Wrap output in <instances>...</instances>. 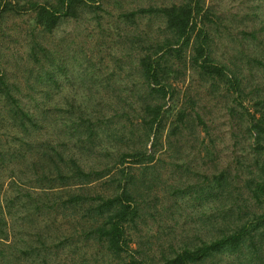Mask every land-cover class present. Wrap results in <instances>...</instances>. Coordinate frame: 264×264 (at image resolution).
Instances as JSON below:
<instances>
[{
    "label": "trees",
    "instance_id": "16d2710c",
    "mask_svg": "<svg viewBox=\"0 0 264 264\" xmlns=\"http://www.w3.org/2000/svg\"><path fill=\"white\" fill-rule=\"evenodd\" d=\"M101 4L0 0V20L27 13L32 28L27 89L8 80L0 68V130L17 133L5 151L0 149V169L4 164L9 178L0 192V264H57L61 256L90 264L88 252L119 258L130 250L135 230L165 215L173 224L180 225L178 217H189L201 226L205 220L206 226L191 240L161 251L159 264H264V84L255 79V71L264 74V44L253 47L257 35L243 32L244 42L229 67L213 57V13L203 0L123 12L118 20L127 30L116 28L112 44L118 48L119 42L125 53L114 61L117 68L136 70L141 89L136 90V81L131 90L119 87L115 71L88 86L90 59H77L69 44L53 54L42 36L84 15L96 18L99 26ZM144 16L161 22L162 37L133 30L137 17ZM187 49L188 63L183 55ZM187 64L214 90L229 95L225 106L237 137L235 171H246L240 187L232 180L240 179L237 172L231 177L225 170L204 175V182L174 187L164 182L159 187L158 153L163 150L174 161L184 158L194 121L208 133L199 115L177 108L170 79ZM99 87L111 89L110 95L100 97ZM186 97L192 106L194 101ZM171 118L163 146L162 132ZM114 121L119 127L111 126ZM124 129L129 139L125 151L119 146ZM201 146L202 151L208 148ZM205 152L211 159L212 153ZM135 251L137 257L128 264H155L149 253Z\"/></svg>",
    "mask_w": 264,
    "mask_h": 264
},
{
    "label": "rangeland",
    "instance_id": "374dc122",
    "mask_svg": "<svg viewBox=\"0 0 264 264\" xmlns=\"http://www.w3.org/2000/svg\"><path fill=\"white\" fill-rule=\"evenodd\" d=\"M25 1V0H21ZM42 2L43 0H36ZM182 0H102L101 10L96 12L99 18V26L96 25V18L84 15L76 22H64L61 27L53 35L42 36V41L48 46L50 50L64 49L66 44H69L72 49H75L77 59L89 58L91 63L88 66V74L85 79L88 86H96L92 82L96 79L108 75L109 72L115 71L117 73L116 80L119 79V87L127 86L131 90V81L137 84V89H141L139 83V75L136 70L126 67L116 66L118 57L125 53L120 51L119 42L116 44L118 48L112 44L113 40H117L116 28L127 30L126 23H120L118 15L123 12H130L138 9H147L149 7H167L172 4H179ZM206 9L211 10L213 13V26L211 27V34L214 38V53L213 57L216 61L231 66L230 63L233 58H237V51L240 45L244 42L243 32H254L258 40L251 42L253 47H258L259 42L264 44V0H203ZM32 15V14H31ZM92 15V14H91ZM30 14L22 13L20 16L5 15L0 20V68L5 72L8 80L20 85L23 89H27L25 84V77L28 68H26L27 52L29 48L30 31L32 28L28 24ZM146 16L137 17V28L133 30L138 33H147L149 35L160 36L162 32L161 22L158 19H149ZM38 33V30H34ZM120 31H118L120 33ZM87 32L93 34L92 38L85 37ZM130 31L129 33H131ZM128 33V34H129ZM249 39L248 42H250ZM4 42V43H3ZM250 45V43H249ZM248 45V46H249ZM264 46V45H263ZM122 52V53H121ZM190 52L187 49L184 52L186 63H188V56ZM57 55V54H56ZM123 58V57H122ZM128 60V58H124ZM84 65V64H83ZM82 65V66H83ZM188 64L179 66L181 70L180 75H173L170 79L172 87L176 90L178 99L177 108H186L192 115L195 113L199 115L203 123L207 126L208 133L204 131L202 125L196 124L192 137H188V151L185 153L184 158L174 161L169 158V153L163 150L158 153L156 157L157 173L162 179L159 187H162L164 182L170 187L181 186L186 183L193 184L195 182H204L203 176L209 174L219 173L220 171H227L229 175L234 176L235 172L240 176V179L232 178L238 187L242 186V180L246 178V171L240 169L235 171V152L238 151L234 144L237 137L232 132H236L232 127L231 120L229 119L226 110L227 102L229 101L227 93L223 92L221 88L217 90L211 87L209 81L200 77L194 71L190 70ZM75 67V64H74ZM76 69V67H75ZM83 70V68H81ZM257 70H259L257 68ZM255 79H258L264 84V74L255 71ZM63 88L67 83L60 82ZM87 84H85L87 86ZM82 89V87H80ZM111 89L100 88V97L110 95ZM135 90V91H136ZM134 91V92H135ZM186 95L189 96L194 104L188 106L185 103ZM250 113H252L251 103L245 101L243 103ZM1 107V104H0ZM195 114L193 116H195ZM171 118L162 132V144L166 141V134L168 132L169 123ZM116 121V120H115ZM111 125L112 127H119V125ZM118 122V121H117ZM109 125V126H110ZM128 128L130 124L127 122ZM123 135L125 129L122 131ZM17 133H13L5 127L0 130V149L5 151L7 142L12 143L11 138H15ZM124 141L119 143L122 150H126L128 136L124 135ZM212 139V142H209ZM126 141V142H125ZM207 144L208 148L205 151L212 153L211 159L206 156V152L202 151L201 144ZM166 153V154H165ZM92 158V157H91ZM159 160V161H158ZM6 165V164H5ZM3 167L0 169V192L7 188L9 178H6L8 168ZM7 166V165H6ZM185 169V171H184ZM238 178V177H237ZM161 188L159 189L160 192ZM162 195H168L163 193ZM168 197V196H167ZM166 197V198H167ZM160 197L156 200H162ZM169 202V201H168ZM159 203V202H158ZM160 207V206H159ZM189 216V215H187ZM179 224H173L167 215L158 222L153 223L150 221L148 224L140 226L141 228L132 233V243L130 250L121 255L119 258L102 259L99 254L96 257H91L92 252L86 254L90 264H128L131 258L137 257L135 250H143L149 255H152L155 264H159V255L161 251H167L171 243L183 242L191 240L200 228L201 222L197 219H190L189 217H178ZM197 227L199 229H197ZM184 231V233H182ZM187 232V235L185 233ZM183 234V235H182ZM197 242V241H196ZM95 254V253H94ZM103 260V261H102ZM57 264H82L79 257L72 256L65 259L63 256L57 261ZM138 264H148L139 261Z\"/></svg>",
    "mask_w": 264,
    "mask_h": 264
}]
</instances>
